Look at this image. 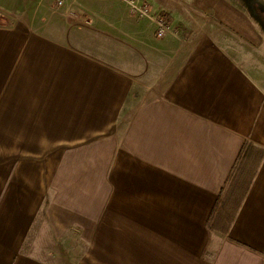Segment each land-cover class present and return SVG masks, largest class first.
I'll use <instances>...</instances> for the list:
<instances>
[{
    "label": "crops",
    "instance_id": "0c3cea01",
    "mask_svg": "<svg viewBox=\"0 0 264 264\" xmlns=\"http://www.w3.org/2000/svg\"><path fill=\"white\" fill-rule=\"evenodd\" d=\"M146 1L157 53L0 24V264H264V26Z\"/></svg>",
    "mask_w": 264,
    "mask_h": 264
},
{
    "label": "rangeland",
    "instance_id": "374dc122",
    "mask_svg": "<svg viewBox=\"0 0 264 264\" xmlns=\"http://www.w3.org/2000/svg\"><path fill=\"white\" fill-rule=\"evenodd\" d=\"M260 4L264 8V0H260ZM126 9V4L121 0H64L61 5L56 0H0V24L21 20L28 22L38 31L55 37L65 38V35L70 33V38L82 37L88 40L87 42L90 41V45L88 43L85 45L90 51L97 50L101 53L104 51L106 56L109 54L119 56L124 49L122 41L136 39L135 36H138L151 45L150 49L157 53L158 44L154 41L157 36L154 25L153 28L151 27L152 21L146 17L127 14ZM256 17L252 10V18L257 22ZM75 32L77 36L74 35ZM92 42L96 44V50ZM111 42H114L115 46L110 45ZM228 44L231 45V41H228ZM249 50L251 49L246 44L243 51ZM252 53V71L264 76V58L260 61L256 56L257 54L260 56L259 53L253 51ZM133 54L135 56L136 52ZM154 57L156 58V55ZM149 72L152 70L150 69ZM255 162L256 159H253L245 163L241 184L249 179ZM241 184L240 189L246 183ZM79 244L77 247L74 246L76 253L83 249V245Z\"/></svg>",
    "mask_w": 264,
    "mask_h": 264
},
{
    "label": "built area",
    "instance_id": "2783aa9c",
    "mask_svg": "<svg viewBox=\"0 0 264 264\" xmlns=\"http://www.w3.org/2000/svg\"><path fill=\"white\" fill-rule=\"evenodd\" d=\"M58 4H63L64 0H56ZM128 8L129 13L149 18L155 27V34L162 38L172 31L171 24L164 12L154 13L151 5L146 0H121Z\"/></svg>",
    "mask_w": 264,
    "mask_h": 264
},
{
    "label": "flooded vegetation",
    "instance_id": "af4514ba",
    "mask_svg": "<svg viewBox=\"0 0 264 264\" xmlns=\"http://www.w3.org/2000/svg\"><path fill=\"white\" fill-rule=\"evenodd\" d=\"M241 3L248 9L249 12L252 14V10H254V14H256V18L258 19V23L264 26L262 18L258 15L256 9H261L264 11V8L260 4V0H240Z\"/></svg>",
    "mask_w": 264,
    "mask_h": 264
},
{
    "label": "trees",
    "instance_id": "16d2710c",
    "mask_svg": "<svg viewBox=\"0 0 264 264\" xmlns=\"http://www.w3.org/2000/svg\"><path fill=\"white\" fill-rule=\"evenodd\" d=\"M245 145H247V143H246V144H244V146H245Z\"/></svg>",
    "mask_w": 264,
    "mask_h": 264
}]
</instances>
